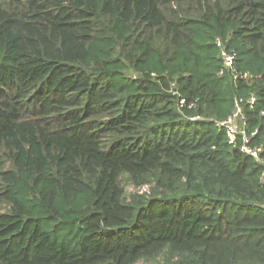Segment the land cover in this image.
<instances>
[{"label":"trees","instance_id":"obj_1","mask_svg":"<svg viewBox=\"0 0 264 264\" xmlns=\"http://www.w3.org/2000/svg\"><path fill=\"white\" fill-rule=\"evenodd\" d=\"M262 110L264 0H0V264H264Z\"/></svg>","mask_w":264,"mask_h":264},{"label":"built area","instance_id":"obj_2","mask_svg":"<svg viewBox=\"0 0 264 264\" xmlns=\"http://www.w3.org/2000/svg\"><path fill=\"white\" fill-rule=\"evenodd\" d=\"M217 45L219 46V54L221 59V67L219 72L223 73L225 70L229 71L233 78L236 79L239 75V73L236 71L235 67V59H236V51L233 48L227 49L224 47L220 39L216 40ZM243 77H246L245 74H243ZM245 99V102L249 104V106H253L256 100V96L254 93H248L245 95V98L242 96H239L236 99V103H239ZM180 103H183V99H180ZM194 104L191 102L189 106H193ZM261 114H264V110L261 111ZM236 115H238L239 118H236ZM198 115L190 116V118H196ZM215 125L218 128H224L227 130L229 136L228 141L233 143L235 142L234 136L238 135L240 138L239 143V149L242 152L247 153L250 156H253L254 158H259V147L253 146L251 144L252 136L256 134L257 128H254L252 130H247L245 127V122L243 119V114L241 111L239 112L238 108L235 112H233L232 116H228L226 118L217 119L214 120ZM263 163V170H262V176L261 180L264 184V162Z\"/></svg>","mask_w":264,"mask_h":264},{"label":"rangeland","instance_id":"obj_3","mask_svg":"<svg viewBox=\"0 0 264 264\" xmlns=\"http://www.w3.org/2000/svg\"><path fill=\"white\" fill-rule=\"evenodd\" d=\"M146 188H147L146 185H144V186L141 187V188H135V187H133L132 185L128 184V185L126 186V192H127V193H130V192H134V191H141V190H144V189H146Z\"/></svg>","mask_w":264,"mask_h":264}]
</instances>
